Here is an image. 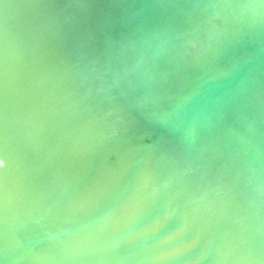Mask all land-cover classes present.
<instances>
[{
	"label": "water",
	"instance_id": "water-1",
	"mask_svg": "<svg viewBox=\"0 0 264 264\" xmlns=\"http://www.w3.org/2000/svg\"><path fill=\"white\" fill-rule=\"evenodd\" d=\"M260 3L0 0V264H249Z\"/></svg>",
	"mask_w": 264,
	"mask_h": 264
},
{
	"label": "clouds",
	"instance_id": "clouds-1",
	"mask_svg": "<svg viewBox=\"0 0 264 264\" xmlns=\"http://www.w3.org/2000/svg\"><path fill=\"white\" fill-rule=\"evenodd\" d=\"M242 12H246L251 18L256 19L264 15V0L260 4H245L237 6ZM260 231L264 233V225H261ZM249 264H264V248H257L254 251L249 250V253L244 257Z\"/></svg>",
	"mask_w": 264,
	"mask_h": 264
},
{
	"label": "snow or ice",
	"instance_id": "snow-or-ice-1",
	"mask_svg": "<svg viewBox=\"0 0 264 264\" xmlns=\"http://www.w3.org/2000/svg\"><path fill=\"white\" fill-rule=\"evenodd\" d=\"M3 164V161L2 160H0V165H2Z\"/></svg>",
	"mask_w": 264,
	"mask_h": 264
}]
</instances>
